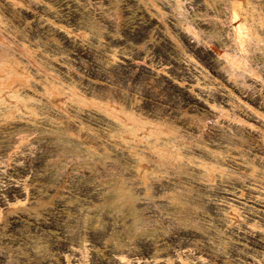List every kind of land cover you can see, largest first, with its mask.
<instances>
[{
  "label": "rangeland",
  "instance_id": "374dc122",
  "mask_svg": "<svg viewBox=\"0 0 264 264\" xmlns=\"http://www.w3.org/2000/svg\"><path fill=\"white\" fill-rule=\"evenodd\" d=\"M0 264H264V0H0Z\"/></svg>",
  "mask_w": 264,
  "mask_h": 264
}]
</instances>
